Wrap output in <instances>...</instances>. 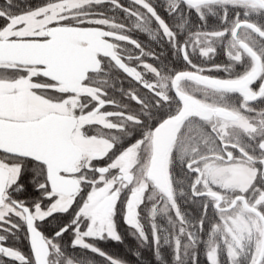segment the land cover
I'll return each mask as SVG.
<instances>
[{
    "label": "snow or ice",
    "instance_id": "6c2138e0",
    "mask_svg": "<svg viewBox=\"0 0 264 264\" xmlns=\"http://www.w3.org/2000/svg\"><path fill=\"white\" fill-rule=\"evenodd\" d=\"M0 264H264V0H4Z\"/></svg>",
    "mask_w": 264,
    "mask_h": 264
},
{
    "label": "trees",
    "instance_id": "16d2710c",
    "mask_svg": "<svg viewBox=\"0 0 264 264\" xmlns=\"http://www.w3.org/2000/svg\"><path fill=\"white\" fill-rule=\"evenodd\" d=\"M17 2L19 3L20 7H24L26 4L32 3L35 4L38 2V0H17ZM134 242L133 240L130 238L129 241L125 240L124 244H115V243H109V244H101L100 246L102 248H104L106 251H110L113 252L115 254H119L120 256L124 257L126 256V249L128 248L129 245H133ZM164 254L165 256L169 255V251L167 249L164 250ZM145 255H149L150 253H145ZM126 258L128 260H133V258L130 255H127ZM98 259V258H97Z\"/></svg>",
    "mask_w": 264,
    "mask_h": 264
},
{
    "label": "flooded vegetation",
    "instance_id": "af4514ba",
    "mask_svg": "<svg viewBox=\"0 0 264 264\" xmlns=\"http://www.w3.org/2000/svg\"><path fill=\"white\" fill-rule=\"evenodd\" d=\"M121 2L127 4V0H121ZM3 3H4V0H0V5H2ZM157 3L162 4V0H157ZM157 10L161 13V15H165L162 7H158ZM134 35L137 36L141 40V42L147 41V37L145 35H140L139 33H134ZM220 59H223V57H221ZM124 86L127 87V83H125ZM120 230H121V233L125 235V240L129 241L131 237L127 236L126 229L123 226H121ZM17 246L20 247L25 252H27V250H28L27 242H24L23 244L17 245Z\"/></svg>",
    "mask_w": 264,
    "mask_h": 264
}]
</instances>
